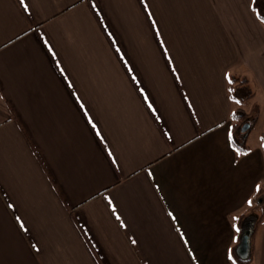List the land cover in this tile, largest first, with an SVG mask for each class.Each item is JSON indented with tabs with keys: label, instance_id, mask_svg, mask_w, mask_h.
Masks as SVG:
<instances>
[{
	"label": "crops",
	"instance_id": "1",
	"mask_svg": "<svg viewBox=\"0 0 264 264\" xmlns=\"http://www.w3.org/2000/svg\"><path fill=\"white\" fill-rule=\"evenodd\" d=\"M251 2L0 0V264H232L264 190ZM237 107L256 118L239 156Z\"/></svg>",
	"mask_w": 264,
	"mask_h": 264
},
{
	"label": "trees",
	"instance_id": "2",
	"mask_svg": "<svg viewBox=\"0 0 264 264\" xmlns=\"http://www.w3.org/2000/svg\"><path fill=\"white\" fill-rule=\"evenodd\" d=\"M253 6L255 10H253ZM251 9L255 14L256 18L264 26V20L259 18V17H264V0H252ZM230 79L232 81V83L230 84L228 82L229 84L228 87L232 89V91L229 92L230 95L235 96L241 102L244 99L249 98V95L244 97V96H238L236 94V91L240 88V85L245 83L246 81L240 80L238 79V77H230ZM229 120L231 123V130H232V144L235 145V148H240L247 152L249 147L246 143V136L250 131L251 127L253 126V124L255 123L256 118L255 117L252 118L250 113H246L240 107H237L230 112ZM245 123H248L249 125L248 129L245 132H241V127ZM261 137H264V132L260 133L259 135L260 142L264 144V140H262ZM260 191L261 189L258 190L257 193H260ZM261 198H263V200L259 204H255L251 206L252 209L257 211V215L252 219V224L248 231L245 232L243 228V224L246 219L245 213L238 215L234 219V225L236 226L235 227L236 241L235 244L230 248V252H229L231 256L232 264H253V256H252L253 239L255 237L257 227L264 219V197L262 194H261ZM245 233H248V253L245 257H240L237 254L236 249Z\"/></svg>",
	"mask_w": 264,
	"mask_h": 264
},
{
	"label": "snow or ice",
	"instance_id": "3",
	"mask_svg": "<svg viewBox=\"0 0 264 264\" xmlns=\"http://www.w3.org/2000/svg\"><path fill=\"white\" fill-rule=\"evenodd\" d=\"M19 2H20V4L24 7L25 11H27L28 8H27V5L25 4V0H19ZM253 10H255L254 6H253ZM258 16H259V14H258ZM259 18H261L262 20H264V17H259ZM224 77H225V79L228 80L229 84L232 83V81H231V79H230V77H229V74H228L227 72H225ZM228 91L231 92L232 89L229 88ZM228 99L233 100V101H234L235 103H237V104H239V103L241 102V101H240L239 99H237L235 96H231V95L228 97ZM149 107H151V105H149ZM261 139L264 140V137H261ZM228 143H229V146L233 147V149L236 151V154H237L238 156H239V155H242V154H246V151H244V150H242V149H240V148H235V145L232 144V130H231V127L228 128ZM261 147H264V144H262ZM248 151H250V150H248ZM110 155H111V154H110ZM256 187H257V189H259V185H257ZM247 202H248L249 204H251L252 201L249 199ZM109 203H111V201H109ZM9 207H12V205H9ZM169 215H172V214L169 213ZM19 219H20V218L17 217V220H18V221H19ZM117 219H119V217H117ZM121 226H123V223L121 224ZM23 227H24V226H23V224L21 223V228H23ZM233 227L235 228L236 226L233 225ZM33 248H36V245H35V244H33ZM228 258L231 259V256L229 255Z\"/></svg>",
	"mask_w": 264,
	"mask_h": 264
},
{
	"label": "rangeland",
	"instance_id": "4",
	"mask_svg": "<svg viewBox=\"0 0 264 264\" xmlns=\"http://www.w3.org/2000/svg\"><path fill=\"white\" fill-rule=\"evenodd\" d=\"M252 90V87L250 86H241L237 91H236V94L238 96H247L250 94V91ZM240 107L244 110H247L249 108V106L251 105V102L248 101V99H245L244 101H242L240 104ZM254 139H256V130L253 129V130H250L249 132V135H248V138H246V142L247 144H251ZM263 195L264 197V190L261 189L260 191V195ZM263 200V198L260 199V202Z\"/></svg>",
	"mask_w": 264,
	"mask_h": 264
},
{
	"label": "water",
	"instance_id": "5",
	"mask_svg": "<svg viewBox=\"0 0 264 264\" xmlns=\"http://www.w3.org/2000/svg\"><path fill=\"white\" fill-rule=\"evenodd\" d=\"M248 123H245L241 127V132H245L248 129ZM237 254L240 257H245L248 253V233H245L237 246Z\"/></svg>",
	"mask_w": 264,
	"mask_h": 264
}]
</instances>
